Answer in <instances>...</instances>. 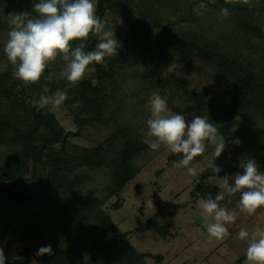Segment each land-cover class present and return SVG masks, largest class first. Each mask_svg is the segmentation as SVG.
I'll return each instance as SVG.
<instances>
[{
    "label": "trees",
    "instance_id": "obj_1",
    "mask_svg": "<svg viewBox=\"0 0 264 264\" xmlns=\"http://www.w3.org/2000/svg\"><path fill=\"white\" fill-rule=\"evenodd\" d=\"M165 2L170 0H95L91 9L85 0H0V27L12 24L8 28L20 35L26 26L30 47L32 42L50 52L79 53L90 62L95 80L92 84L64 69L61 78L53 75L49 81L46 70L34 64L29 72L37 71V78L30 85L40 91L46 85L47 94L70 86L78 102L74 111L78 130L109 128L102 142L68 159L67 153L59 154L51 146L60 141L63 148L72 133H63L50 114L42 115V110L12 92L17 73L0 71V236L13 233L22 249V260L10 264H141L144 258L159 263L160 255L137 253L127 233L103 211L96 209L92 221L88 214L98 200L109 197H115L112 209H119L121 189L160 152L158 126L145 123L144 104L153 98L144 93L147 78L137 82L139 93L129 90V96L115 79L142 57L153 56L159 62L177 55L201 59L222 89L214 96L180 79L182 69L192 70L186 62L164 76L165 106L186 127H194L192 139L210 135L212 161L198 175L191 199L224 206L231 213L245 212L248 220L264 209V185L256 180L264 175V0H190L185 3L188 23L183 28L164 20ZM106 12L125 20L128 28L119 54L101 64L92 50ZM6 50L23 59L13 49ZM150 73L155 80L146 87L155 90L160 73ZM193 148L173 160L180 166L197 161L196 142ZM28 166L30 179L42 178L39 187L29 192L30 180L24 177ZM230 174L239 181L224 196L204 184L207 178L226 179ZM82 180L95 183L93 197L88 191L82 203L63 204L59 212L48 209V192L74 199ZM150 228L164 235L165 226L151 220L137 230ZM0 264L8 263L0 256Z\"/></svg>",
    "mask_w": 264,
    "mask_h": 264
},
{
    "label": "rangeland",
    "instance_id": "obj_2",
    "mask_svg": "<svg viewBox=\"0 0 264 264\" xmlns=\"http://www.w3.org/2000/svg\"><path fill=\"white\" fill-rule=\"evenodd\" d=\"M189 1L165 2L164 20L170 21L176 28L185 27L188 23L185 3ZM85 3L94 9L95 0H85ZM164 20L161 23H164ZM10 25L6 28L0 27V71L17 73V83L12 92L19 93L24 102L35 107L36 110H42V115L50 114L63 133H72L64 142L63 148L60 146V141H57L51 146L52 149L59 154L67 153L68 159H71V155L81 153L84 148L94 147L98 141L102 142L109 128L91 126L78 130L74 120V111L78 107V102L73 98L74 94L70 86L56 88L52 93L47 94L49 88L46 85H42V91L30 85V82L35 83L37 78V71L29 72L34 64L37 65L38 70H46L45 75L49 81L52 80L53 75L61 78L64 75L63 70L67 69L83 75L94 84L95 80L91 78L90 62L88 60L85 62L83 56L74 51L62 49L58 52H50L40 49L32 42L30 47L25 41L27 27L24 26L18 35L8 28ZM127 28L128 23L125 20L111 12H106L100 26L96 28L92 56L97 57L101 64H105L107 58L118 55L122 49ZM7 47L19 53L23 59L7 54ZM137 61L134 67L119 71V76L115 79L129 96V90L139 93L135 88L137 82L142 77L147 78L144 93L151 94L153 98L151 96L152 99L144 104L145 123L149 124L153 121L158 126L159 137L156 145L160 152L121 189L119 209L114 210L111 207L115 197L98 200L95 208L88 211L89 220H93L97 211H103L117 229L127 233V240L137 253L160 255L159 263L151 258H144L141 264H259L256 258L264 252V210L240 230H237L238 228L234 230L232 225L242 222L247 217L245 212L239 216H232L234 218L229 221L221 215L216 216V208L210 204L200 199L196 201L191 199L190 192L197 183L198 175L212 161L208 155L210 135L192 139L194 127H186L162 100V97L166 96L163 86L165 74L172 71L174 67L183 65L184 62L192 67V70L187 72L186 69H182L178 75L180 79H185L198 90H208L214 96L220 94L222 89L214 81L213 71L205 61L190 55L168 56L162 62L153 56L138 58ZM152 70L159 72L160 76L156 78L155 90H147L146 85L155 80V76L150 73ZM33 86L37 87L36 84ZM119 94L120 90H116L114 96ZM135 95L137 98L138 95ZM198 122H194L193 125ZM195 142L199 148L197 161L191 160L187 165L180 166L173 160L174 156L193 150ZM225 159L227 160L228 157ZM68 162L71 163V161ZM30 176L31 168L28 166L24 176L30 180L27 183L28 192L37 189L42 179L36 181V179H30ZM256 180L264 185V175L257 177ZM238 181V176L230 174L226 179L207 178L204 184L210 188L215 187L222 196L229 192L231 186ZM81 183L80 189L73 196L74 199L67 200L65 196L55 191L48 192L46 197L49 199L48 209L53 208L59 212L63 204L73 207L75 202H83L88 191L93 197L97 188L95 183L93 182L92 185L83 180ZM59 199L62 200L59 201ZM147 220L155 221L158 226H165L164 235H159L152 228L137 230ZM228 223L229 229L226 225ZM1 229L3 226H0V231ZM246 232L248 236L242 239ZM21 250L13 233L6 232L0 236V256L8 264L22 260ZM29 264L38 263L32 261Z\"/></svg>",
    "mask_w": 264,
    "mask_h": 264
},
{
    "label": "crops",
    "instance_id": "obj_3",
    "mask_svg": "<svg viewBox=\"0 0 264 264\" xmlns=\"http://www.w3.org/2000/svg\"><path fill=\"white\" fill-rule=\"evenodd\" d=\"M224 179V178H223ZM222 196H224V195H222ZM213 208H216V211H217V213H216V216L217 215H221L225 220H229V221H231L234 217H232V216H239L240 214H243L242 212H239V213H231L228 209H226L224 206H219V207H213ZM224 208V209H223ZM264 210V209H263ZM263 210L262 211H260L257 215L259 216L260 214H262V212H263ZM256 215V216H257ZM255 216V217H256ZM254 217V218H255ZM253 218V219H254ZM249 221L250 220H248L247 219V217H245L243 220H242V222H237L238 223V225L237 224H234V225H232L233 226V228H234V230H236L237 228V230H240L244 225H247L248 223H249ZM240 223V224H239ZM227 226L229 225V223L228 224H226ZM226 226V227H227ZM225 227V228H226ZM230 228V226H228L227 227V229H229ZM246 236H248V234H247V232H246V235L245 236H243V238L242 239H244ZM256 260H258V262H259V264H264V252H262L261 253V255H259L257 258H256Z\"/></svg>",
    "mask_w": 264,
    "mask_h": 264
}]
</instances>
